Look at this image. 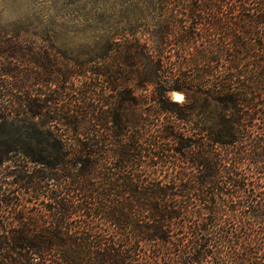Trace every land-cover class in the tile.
Instances as JSON below:
<instances>
[{
    "label": "trees",
    "instance_id": "16d2710c",
    "mask_svg": "<svg viewBox=\"0 0 264 264\" xmlns=\"http://www.w3.org/2000/svg\"><path fill=\"white\" fill-rule=\"evenodd\" d=\"M98 2L0 64V264H264V0Z\"/></svg>",
    "mask_w": 264,
    "mask_h": 264
},
{
    "label": "rangeland",
    "instance_id": "374dc122",
    "mask_svg": "<svg viewBox=\"0 0 264 264\" xmlns=\"http://www.w3.org/2000/svg\"><path fill=\"white\" fill-rule=\"evenodd\" d=\"M98 6V0H0V64L37 70L33 64L6 59L13 54L19 60L23 49L32 53L47 51L50 55L72 54L83 60L87 41L100 36L99 27L113 24L117 18L112 11L107 18H101ZM171 98L183 102L181 94L172 93ZM4 140L1 135L0 163L6 157L5 151L13 147Z\"/></svg>",
    "mask_w": 264,
    "mask_h": 264
}]
</instances>
